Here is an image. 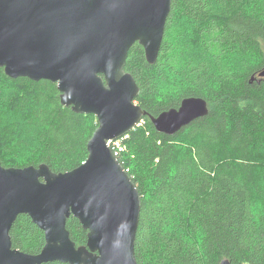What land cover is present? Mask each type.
Here are the masks:
<instances>
[{
	"label": "trees",
	"instance_id": "16d2710c",
	"mask_svg": "<svg viewBox=\"0 0 264 264\" xmlns=\"http://www.w3.org/2000/svg\"><path fill=\"white\" fill-rule=\"evenodd\" d=\"M263 70L264 0H172L157 62L138 43L130 50L125 71L148 115L117 157L142 196L138 264H264ZM60 95L55 83L11 79L0 68L3 167L65 173L87 160L98 120L63 106ZM186 98L204 99L209 114L176 135L158 132L152 118ZM67 229L77 247L87 245L73 215ZM10 235L28 254L46 243L25 214Z\"/></svg>",
	"mask_w": 264,
	"mask_h": 264
},
{
	"label": "water",
	"instance_id": "95a60500",
	"mask_svg": "<svg viewBox=\"0 0 264 264\" xmlns=\"http://www.w3.org/2000/svg\"><path fill=\"white\" fill-rule=\"evenodd\" d=\"M171 9L172 0H0V68L11 79L57 84L63 106L98 120L87 160L72 171L0 162V264H138L142 196L109 142L148 115L125 66L137 43L150 65L157 62ZM208 114L204 99L186 98L152 122L173 136ZM22 214L45 233L39 254L13 247L11 229ZM72 215L88 231L85 246L71 239Z\"/></svg>",
	"mask_w": 264,
	"mask_h": 264
},
{
	"label": "built area",
	"instance_id": "2783aa9c",
	"mask_svg": "<svg viewBox=\"0 0 264 264\" xmlns=\"http://www.w3.org/2000/svg\"><path fill=\"white\" fill-rule=\"evenodd\" d=\"M128 136L117 140V141H113V142H109V146L112 149V151L114 152L115 156L117 157L118 155H121L125 150L126 147L124 146V142L123 140L126 139ZM118 158V157H117ZM125 171L127 173H129L128 169H125Z\"/></svg>",
	"mask_w": 264,
	"mask_h": 264
},
{
	"label": "rangeland",
	"instance_id": "374dc122",
	"mask_svg": "<svg viewBox=\"0 0 264 264\" xmlns=\"http://www.w3.org/2000/svg\"><path fill=\"white\" fill-rule=\"evenodd\" d=\"M191 54L193 55V53L191 52ZM194 56V55H193ZM188 57H190V56H187V58ZM125 144V143H124ZM25 159H27V157L26 158H24V159H22L21 161H23V160H25ZM21 161H19V162H21ZM264 182V176H263V179H262V183ZM32 255H34V254H32Z\"/></svg>",
	"mask_w": 264,
	"mask_h": 264
}]
</instances>
